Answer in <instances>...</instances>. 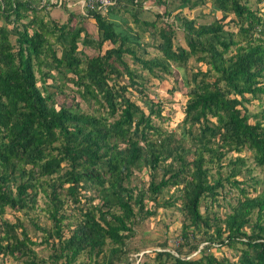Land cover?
<instances>
[{"label":"trees","instance_id":"1","mask_svg":"<svg viewBox=\"0 0 264 264\" xmlns=\"http://www.w3.org/2000/svg\"><path fill=\"white\" fill-rule=\"evenodd\" d=\"M80 1L0 0V264H72L81 254L96 264H130L134 226L176 201L179 254L156 251L139 264H264V4L210 0L220 16L197 23L172 14L176 0H114L105 12ZM48 5L69 8L64 22L44 18ZM114 7L141 31L150 28L159 57L145 58L141 34L107 18ZM177 30L184 46L173 43ZM125 56L159 82L171 64L199 63L167 89L185 88L179 134L161 127L162 104L147 96L146 79ZM251 99L259 111L248 110ZM248 158L261 175L250 174ZM167 189L173 193L161 200ZM88 190L97 202L81 193ZM38 192L48 226L29 215ZM29 226L42 233L38 242ZM196 240L205 242L200 255L187 257ZM37 245L49 249L46 257ZM214 245L239 253L218 258L207 250Z\"/></svg>","mask_w":264,"mask_h":264},{"label":"rangeland","instance_id":"2","mask_svg":"<svg viewBox=\"0 0 264 264\" xmlns=\"http://www.w3.org/2000/svg\"><path fill=\"white\" fill-rule=\"evenodd\" d=\"M256 3L255 0H249V4L254 6ZM79 5V3H77ZM176 7L173 9L172 14L178 12L180 15H184L188 18H194L196 22H210L213 18L219 17L220 13L219 11H213L210 5V0H205V6H196L192 9H188L187 6L183 3L175 1ZM260 4H264V0H261L259 2ZM143 7H146L147 9H157L156 11L162 12L161 7L158 6V8L155 5L148 4V2H143ZM45 9L41 11V14H46L44 18H48V16H51L57 19L56 24H60L61 22H64L67 13L70 11L69 8H64L61 5L55 6L54 8H50L49 5L44 7ZM261 10L264 11V8L261 7ZM152 13L149 11V13H145L141 11V16L144 18H154L156 17L154 15V12ZM48 15V16H47ZM107 18L112 19L120 28H125L126 26H131L134 30H137L141 37L139 41L143 44H147L145 46L147 50V54L144 55L145 58L149 57H159L160 53L156 50L154 47L155 44L158 43L156 41L157 38L150 35V28L141 31V29L137 28L136 25L132 22L131 16L128 11L122 10V7H114L111 11V15L105 14ZM171 19V18H170ZM123 20L126 21L123 23ZM88 22H93V20L90 18L87 20ZM1 22V20H0ZM161 19H157L156 24L159 27L161 26ZM158 29V28H157ZM156 29V31H157ZM173 43H178L182 46H184V41L181 36V33L177 30L173 35ZM110 44L103 43L102 48L109 47ZM233 47L230 48L229 53L232 51ZM125 60L128 62V64L136 67L135 69L138 70V72L144 76L146 81L144 82L145 86V93L147 96L160 101L162 104V110L161 114L163 116V119L157 120L161 127L164 130H171L175 131L177 134L180 132V126L178 127V124L180 123V120L182 118V108L183 104L185 102V95L182 93L185 91L184 86L182 84L180 86V91H174L172 94L167 92V89L170 88L175 83V80L180 82V78H184L188 76L191 69H195L196 66H198L199 63H196L192 58H189L186 64V68H180L176 67L175 65H170V71L171 75L164 76L163 79L159 82L156 79H153L148 76L146 70H141L138 65H134L131 61V58L129 56L124 57ZM200 68L202 70H205V66L203 64L200 65ZM207 77H211V73L207 75ZM57 82L61 81V77L57 78ZM48 82H50L48 80ZM140 93L137 91L132 92L131 98L134 99L137 103L140 104L139 101ZM61 99V95H58L56 100ZM251 102L246 104L247 108L251 112H257L261 108L257 104V100L251 99ZM81 107H84V104L81 102ZM243 153V152H242ZM234 155V153H232ZM244 156L248 155V152L243 153ZM248 165L252 168V171L250 174L253 175H261L262 173L259 172V167L255 166L250 158L247 160ZM140 177H142L144 180L147 178L145 172H142L140 174ZM81 193H85L86 195L92 196V203L97 202V198L94 197L96 195L94 190H88L86 192L81 191ZM173 193V189H167L162 192L161 200L168 197V195ZM230 196V195H228ZM45 198L41 195V193L38 192L37 194V205L35 209L31 212H29L30 216H33L36 218V221L39 223V226H48L49 220L45 216V211L43 208L45 207ZM81 201L84 200L83 197L80 198ZM230 200V199H229ZM179 201L175 202V206L178 204ZM224 203V202H223ZM67 214L70 215L69 219H72L77 212L73 210H69L68 208L72 206V203L70 201H67ZM157 207L155 214L148 216L144 219H141L135 226H134V234L126 240V248H128V262L130 264H139L143 261H151L155 255L156 251L161 250H168L172 254H179V252L176 250L179 248V244L181 243V237H179V227L181 224V212L175 207ZM203 203H201L200 208L202 210ZM216 208L215 204H212V209ZM220 212L228 211V206L225 207H219ZM20 215V213H18ZM5 216L9 219L12 218V215L10 213H6ZM21 218V216H20ZM29 235L31 236L32 240H35L38 242L41 237V232L38 229L33 228L32 226H29L28 230ZM200 236V233H197L196 238ZM200 238V237H199ZM195 241V240H194ZM164 244L162 246L158 244ZM197 248L193 250L192 252H189L187 257L190 258H197L200 255L199 249L202 248L205 245V242L203 241H197ZM36 252L39 256L46 257L49 253V249L47 247L37 245L35 246ZM183 250H187L186 247L183 248ZM182 250V251H183ZM208 252L214 254L216 257L225 256L229 258L231 261H234L236 259V255L239 253V250L237 248L231 249L227 247H216L211 246L207 248ZM11 261L8 260L7 264H10ZM72 264H96L86 258L85 255L81 254ZM122 264V263H120Z\"/></svg>","mask_w":264,"mask_h":264},{"label":"built area","instance_id":"3","mask_svg":"<svg viewBox=\"0 0 264 264\" xmlns=\"http://www.w3.org/2000/svg\"><path fill=\"white\" fill-rule=\"evenodd\" d=\"M80 5L85 4L88 8H95L98 11L105 12L107 8L114 4V0H81Z\"/></svg>","mask_w":264,"mask_h":264},{"label":"crops","instance_id":"4","mask_svg":"<svg viewBox=\"0 0 264 264\" xmlns=\"http://www.w3.org/2000/svg\"><path fill=\"white\" fill-rule=\"evenodd\" d=\"M80 1V0H79Z\"/></svg>","mask_w":264,"mask_h":264}]
</instances>
